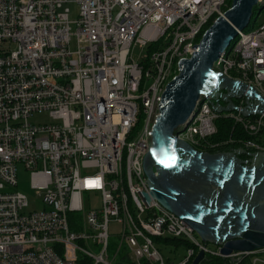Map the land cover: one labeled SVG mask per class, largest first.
I'll list each match as a JSON object with an SVG mask.
<instances>
[{
    "label": "built area",
    "instance_id": "built-area-1",
    "mask_svg": "<svg viewBox=\"0 0 264 264\" xmlns=\"http://www.w3.org/2000/svg\"><path fill=\"white\" fill-rule=\"evenodd\" d=\"M70 1L78 7L76 50L63 8ZM228 1L0 0V264H167L155 240L170 237L189 247L179 264H193L201 251L200 264L208 257L264 264V248L229 257L210 250L152 194L144 165L178 61ZM236 37L218 64L264 97V23ZM149 45L135 60L134 48ZM213 99L199 105L177 139L194 145L216 134L217 120L232 119L247 135L239 150L264 153V117L218 113ZM43 112L52 122L30 121ZM141 119L143 133L129 141ZM20 163L42 210L24 212L28 198L15 189ZM96 198L100 207L87 208ZM112 236L120 238L114 253Z\"/></svg>",
    "mask_w": 264,
    "mask_h": 264
},
{
    "label": "water",
    "instance_id": "water-1",
    "mask_svg": "<svg viewBox=\"0 0 264 264\" xmlns=\"http://www.w3.org/2000/svg\"><path fill=\"white\" fill-rule=\"evenodd\" d=\"M259 1L232 0L206 29L192 54L178 61V74L166 87L151 136L161 161L175 158L176 153L168 152V146L177 142L176 165L157 163L149 151L144 162L152 194L205 243L218 244L223 257L264 248V153L243 160L238 157L245 153L241 150L200 152L177 139V134L209 96L215 98L211 104L218 113L238 111L244 117H264V97L216 67L238 31L249 25ZM233 97H245L247 105L237 107ZM220 100L227 105L222 106ZM152 167L157 174L151 173ZM204 258L201 251L193 264H200Z\"/></svg>",
    "mask_w": 264,
    "mask_h": 264
},
{
    "label": "rangeland",
    "instance_id": "rangeland-1",
    "mask_svg": "<svg viewBox=\"0 0 264 264\" xmlns=\"http://www.w3.org/2000/svg\"><path fill=\"white\" fill-rule=\"evenodd\" d=\"M64 9L68 8L69 9V18L73 22L71 24V32L73 33L70 41V47L71 50H76L77 49V37L75 35L77 26L76 23H74L78 19V7L75 3L73 2H68L65 3L63 6ZM264 23V8H261L260 5H257L255 8L254 14L250 20L249 25L246 27L245 32L248 34L249 32L255 30L258 28L261 24ZM238 37L233 39L229 45V48H232L235 46L236 41ZM150 46H147L146 48H141L140 46H136L133 51V57L135 60H141V58L144 55H147L150 52ZM217 69H222V66L220 64L216 65ZM175 68H177V65L175 64ZM224 73V72H223ZM225 74V73H224ZM226 75V74H225ZM151 83V81L147 80V86ZM232 100L234 103L237 105H241L245 107L247 105L245 97H233ZM252 103V101H250ZM222 104L225 105L226 102L222 101ZM234 115H236L238 112L237 111H232ZM30 121L36 124H44V123H50L52 122L51 118L49 115L45 112L43 113H37L34 114L31 118ZM233 122V121H232ZM234 125V122H233ZM227 123L226 124H221L217 123V132L216 134L220 135V131L222 133L226 132L228 133L227 128ZM238 129V128H237ZM144 131V120L141 119L137 127L132 131L131 135L129 136V141H136L140 134L143 133ZM236 133H229L227 134L228 138L227 139H221V140H215L213 139V136L210 137L209 139H198L197 143L192 145L195 149L198 151L202 152H207L211 154L215 153H223V152H237L239 151L238 149L240 148H233L234 144L230 142V139L232 138L234 141L236 140L237 142H234L237 146L240 144L238 143V140L243 139V135L239 133L238 135V130L235 131ZM215 134V135H216ZM231 147V150L229 148ZM240 159H252L251 156L247 155L246 153H242L238 155ZM155 171L156 169L153 168ZM17 182L18 186L15 188L16 190L24 193L27 198H28V207L25 208V213H30L38 210H42L44 208V203L42 201V197L39 196V193L37 190L33 189L31 187V174L30 171L25 167L24 164H18L17 165ZM87 208H90L92 205H96L97 207H100V199L96 198L92 201H87L86 202ZM197 238L204 243L202 237L196 233ZM171 239L166 240V239H156L155 244L160 250L165 262L167 264H179L181 261H183L187 255H188V245L181 241L180 239H174L173 237H170ZM120 242V238L118 236H112L110 239V247L109 251L110 253H114L118 244ZM208 248L212 251H219L220 246L218 244H215L213 242H207L206 243ZM228 260H225V262Z\"/></svg>",
    "mask_w": 264,
    "mask_h": 264
},
{
    "label": "trees",
    "instance_id": "trees-1",
    "mask_svg": "<svg viewBox=\"0 0 264 264\" xmlns=\"http://www.w3.org/2000/svg\"><path fill=\"white\" fill-rule=\"evenodd\" d=\"M231 3H232V0H229L228 1V3H227V6L224 8V11H226L230 6H231ZM217 18V16H215L211 21H210V23H209V25L207 26V28L213 23V21L215 20ZM201 37H202V35L199 37V41H200V39H201ZM221 71H222V69H220ZM178 74V71H177V73H176V75ZM175 75V76H176ZM233 120L232 119H219V120H217V123L219 122V123H221V124H226L227 123V128L228 129H230V130H228V133H226V132H224V133H222L221 131H220V135L219 134H216V135H214L213 136V139H215V140H225V139H227L228 137V135L227 134H231V133H236L235 131L236 130H238V135H239V133L240 134H242L243 135V137L244 138H247V135H246V133H244L243 131H242V129L240 128V126H238V125H236L235 123H234V125H233V122H232ZM238 128V129H237ZM231 147H233V148H240V146L238 145H236V144H234L233 146H231ZM231 147L229 146V148L231 149ZM231 150H234V149H231ZM239 150V149H238ZM81 261H84V260H81ZM204 264H228L227 263V261L225 262V260L224 259H222V258H218V257H208L207 259H206V261L204 262Z\"/></svg>",
    "mask_w": 264,
    "mask_h": 264
},
{
    "label": "flooded vegetation",
    "instance_id": "flooded-vegetation-1",
    "mask_svg": "<svg viewBox=\"0 0 264 264\" xmlns=\"http://www.w3.org/2000/svg\"><path fill=\"white\" fill-rule=\"evenodd\" d=\"M253 154H255V153H253ZM239 155V154H238ZM239 157V156H238Z\"/></svg>",
    "mask_w": 264,
    "mask_h": 264
},
{
    "label": "bare ground",
    "instance_id": "bare-ground-1",
    "mask_svg": "<svg viewBox=\"0 0 264 264\" xmlns=\"http://www.w3.org/2000/svg\"><path fill=\"white\" fill-rule=\"evenodd\" d=\"M214 99H215V98H214ZM214 99H213V100H214Z\"/></svg>",
    "mask_w": 264,
    "mask_h": 264
},
{
    "label": "clouds",
    "instance_id": "clouds-1",
    "mask_svg": "<svg viewBox=\"0 0 264 264\" xmlns=\"http://www.w3.org/2000/svg\"><path fill=\"white\" fill-rule=\"evenodd\" d=\"M152 146V145H151Z\"/></svg>",
    "mask_w": 264,
    "mask_h": 264
}]
</instances>
